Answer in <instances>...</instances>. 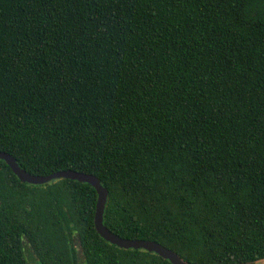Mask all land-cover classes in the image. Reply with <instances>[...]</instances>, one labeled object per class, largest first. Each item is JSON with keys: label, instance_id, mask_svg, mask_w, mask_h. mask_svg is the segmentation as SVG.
<instances>
[{"label": "trees", "instance_id": "trees-1", "mask_svg": "<svg viewBox=\"0 0 264 264\" xmlns=\"http://www.w3.org/2000/svg\"><path fill=\"white\" fill-rule=\"evenodd\" d=\"M0 151L97 177L121 238L264 263V0H0ZM97 200L0 160V264H172Z\"/></svg>", "mask_w": 264, "mask_h": 264}, {"label": "water", "instance_id": "water-1", "mask_svg": "<svg viewBox=\"0 0 264 264\" xmlns=\"http://www.w3.org/2000/svg\"><path fill=\"white\" fill-rule=\"evenodd\" d=\"M0 160H3L9 165L14 174L23 182L32 185H43L56 179H71L82 183H88L94 187L97 192L98 200L96 204V212L94 224L97 233L107 242L118 246L122 249L146 250L151 253H156L160 257L169 260L172 264H188L180 256L164 247L163 245L149 240L140 239H125L112 233L104 224V214L108 201L109 191L105 188L101 181L88 174H83L75 171H61L50 176L32 175L25 169L21 168L16 159L5 152L0 151ZM240 264H256V263H240ZM264 264V263H261Z\"/></svg>", "mask_w": 264, "mask_h": 264}]
</instances>
